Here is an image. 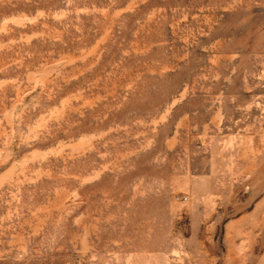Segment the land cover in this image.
<instances>
[{
	"label": "rangeland",
	"instance_id": "rangeland-1",
	"mask_svg": "<svg viewBox=\"0 0 264 264\" xmlns=\"http://www.w3.org/2000/svg\"><path fill=\"white\" fill-rule=\"evenodd\" d=\"M0 264H264V0H0Z\"/></svg>",
	"mask_w": 264,
	"mask_h": 264
}]
</instances>
